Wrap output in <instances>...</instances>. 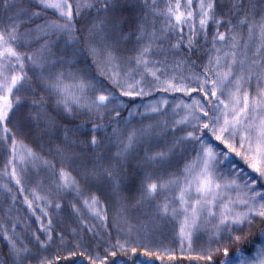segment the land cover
I'll return each mask as SVG.
<instances>
[{
	"label": "snow or ice",
	"instance_id": "6c2138e0",
	"mask_svg": "<svg viewBox=\"0 0 264 264\" xmlns=\"http://www.w3.org/2000/svg\"><path fill=\"white\" fill-rule=\"evenodd\" d=\"M0 159V264H264V0H0Z\"/></svg>",
	"mask_w": 264,
	"mask_h": 264
},
{
	"label": "trees",
	"instance_id": "16d2710c",
	"mask_svg": "<svg viewBox=\"0 0 264 264\" xmlns=\"http://www.w3.org/2000/svg\"><path fill=\"white\" fill-rule=\"evenodd\" d=\"M2 168H3V159H0V169H2ZM4 196H5V194L2 191H0V205H3L4 207H7L8 205L3 204V202H4ZM22 199H23V197H18L17 206L21 210V215H24L26 213V208L21 203ZM9 203H10V201H9ZM32 219L34 220L35 218L33 217ZM37 226L38 225H35V224L33 225L34 228L37 227Z\"/></svg>",
	"mask_w": 264,
	"mask_h": 264
}]
</instances>
